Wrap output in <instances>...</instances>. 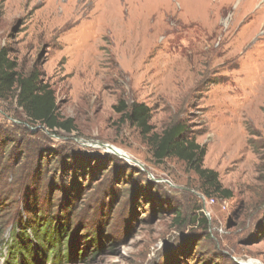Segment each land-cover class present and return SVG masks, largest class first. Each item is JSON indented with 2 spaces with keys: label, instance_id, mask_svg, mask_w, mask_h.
I'll list each match as a JSON object with an SVG mask.
<instances>
[{
  "label": "rangeland",
  "instance_id": "1",
  "mask_svg": "<svg viewBox=\"0 0 264 264\" xmlns=\"http://www.w3.org/2000/svg\"><path fill=\"white\" fill-rule=\"evenodd\" d=\"M0 51L71 122L32 125L0 92V264L12 234L34 248V215L69 256L39 264H264V0H0ZM177 123L230 197L154 160L147 137Z\"/></svg>",
  "mask_w": 264,
  "mask_h": 264
},
{
  "label": "trees",
  "instance_id": "2",
  "mask_svg": "<svg viewBox=\"0 0 264 264\" xmlns=\"http://www.w3.org/2000/svg\"><path fill=\"white\" fill-rule=\"evenodd\" d=\"M13 68V63L7 59L3 51H0V92L11 93L15 91L16 104L30 124L41 126L48 131H70L71 122L59 119L52 91L46 85H41L35 74L19 77L12 73ZM124 109L123 103L114 107L116 112ZM122 116L131 125L139 129L142 135L147 136L149 134L148 122L151 119V113L144 104L133 105L130 111ZM187 129V125L177 123L167 126L160 135L147 137L152 148V157L157 163L169 158L183 162L198 176L203 185L213 189L215 193L230 197V193L222 189L219 184L216 173L203 169L202 161L206 154L205 147L198 145L195 139L188 134ZM25 230L24 228L22 232ZM29 230L33 238V249H30L28 241L26 242L24 233H21V236L11 235L10 252L8 253L10 264L14 261L17 264H39L36 261L38 252L42 254V259H45L46 262L50 258L59 256L61 259L67 258L68 260V255H64V253L60 255L58 252L64 231L58 229L57 226L54 228L51 218L44 215H34Z\"/></svg>",
  "mask_w": 264,
  "mask_h": 264
},
{
  "label": "water",
  "instance_id": "3",
  "mask_svg": "<svg viewBox=\"0 0 264 264\" xmlns=\"http://www.w3.org/2000/svg\"><path fill=\"white\" fill-rule=\"evenodd\" d=\"M106 147H107V149L110 150L113 154L118 155L119 157H121V158H123V159H125V160L130 161V160L128 159V157H127L125 154H120V153H119V154H116V153H115V152H116L115 148L110 147V146H106ZM131 162H133V161H131ZM133 163L137 164L136 162H133Z\"/></svg>",
  "mask_w": 264,
  "mask_h": 264
},
{
  "label": "bare ground",
  "instance_id": "4",
  "mask_svg": "<svg viewBox=\"0 0 264 264\" xmlns=\"http://www.w3.org/2000/svg\"><path fill=\"white\" fill-rule=\"evenodd\" d=\"M115 150H116V152H115L116 154H119V153L123 154L120 150H118V149H115ZM249 263H250V261H249Z\"/></svg>",
  "mask_w": 264,
  "mask_h": 264
}]
</instances>
